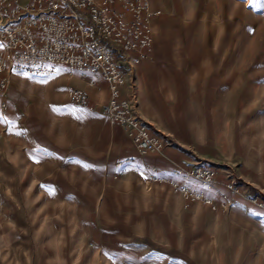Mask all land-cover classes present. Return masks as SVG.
Instances as JSON below:
<instances>
[{"label":"crops","instance_id":"1","mask_svg":"<svg viewBox=\"0 0 264 264\" xmlns=\"http://www.w3.org/2000/svg\"><path fill=\"white\" fill-rule=\"evenodd\" d=\"M147 1L159 12L148 57L117 61L120 96L163 141L159 153L140 154L101 113L109 91L99 75L63 65L47 77L0 74L9 81L0 114L13 122L11 132L0 123V264H264L260 210L230 195L228 211L213 212L151 184L143 167L172 178L175 166L201 163L220 170L215 190L190 186L205 197L219 201L228 181L241 195H264L262 148L242 142L230 118L243 91L240 1ZM71 86L97 109L72 104Z\"/></svg>","mask_w":264,"mask_h":264},{"label":"built area","instance_id":"2","mask_svg":"<svg viewBox=\"0 0 264 264\" xmlns=\"http://www.w3.org/2000/svg\"><path fill=\"white\" fill-rule=\"evenodd\" d=\"M158 14L150 10L147 0H0V42L5 45L0 49V74L26 72L29 76L47 77L55 74L57 65H63L81 77L99 75L109 91L101 113L124 129L140 154L159 153L163 141L150 134L129 101L120 96L125 75L117 61V55L123 52H137L135 62L148 57L151 19ZM8 85V79L1 77V112L6 109L3 94ZM67 96L74 105L90 111L97 109L89 104L84 89L68 87ZM130 161L133 160L126 162ZM143 167L149 172L151 184L167 187L186 202L226 212L231 206L230 195H236L264 214V195H241L232 181L223 184L225 192L219 194V201L190 188L196 185L215 190L220 170L201 163L175 166L172 178H166L157 168Z\"/></svg>","mask_w":264,"mask_h":264},{"label":"rangeland","instance_id":"3","mask_svg":"<svg viewBox=\"0 0 264 264\" xmlns=\"http://www.w3.org/2000/svg\"><path fill=\"white\" fill-rule=\"evenodd\" d=\"M239 1L238 18L243 19L244 24L238 30L237 45L241 56L239 66L244 71L238 75V81L243 84V91L237 105L230 108V118H234L238 130L245 132V139L240 138L242 142L258 144L262 148L264 164V0ZM241 2H244L243 8ZM231 8L232 5L228 10L230 33L233 32Z\"/></svg>","mask_w":264,"mask_h":264},{"label":"snow or ice","instance_id":"4","mask_svg":"<svg viewBox=\"0 0 264 264\" xmlns=\"http://www.w3.org/2000/svg\"><path fill=\"white\" fill-rule=\"evenodd\" d=\"M4 47H5V45H4L2 42H0V49H2V48H4ZM37 67H39V66H37ZM46 67H52V66H51V65H47ZM59 71H60V70L57 69V72H59ZM20 75H23V76H24L25 78H27V79H32V78H33V77L28 76V74H27L26 72H24V73H20ZM39 82L42 83V84H46V83H48L49 81H48V79H41ZM50 107H51L52 111H58V110H59V109H57V107L54 106V105H51ZM0 123H4V124L9 125V127H8V129H7L9 132H11V131L13 130V122H12V121H9V120H8L3 114H0ZM16 134L19 135V133H16ZM37 162H38V161H37ZM86 167H87V165H86ZM42 187H46V186H42ZM48 192H49L50 195H53L54 192H55V190L49 188V189H48Z\"/></svg>","mask_w":264,"mask_h":264}]
</instances>
